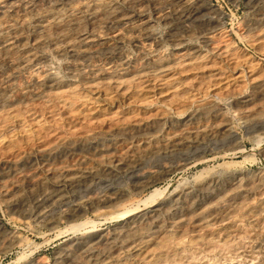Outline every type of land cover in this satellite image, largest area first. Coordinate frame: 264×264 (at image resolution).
<instances>
[{
	"label": "bare ground",
	"instance_id": "6f19581e",
	"mask_svg": "<svg viewBox=\"0 0 264 264\" xmlns=\"http://www.w3.org/2000/svg\"><path fill=\"white\" fill-rule=\"evenodd\" d=\"M35 1L0 0V52L11 58L7 66L0 65V166L3 158L24 166L21 172L31 191L17 190L23 178L18 168L0 175V208L4 205L28 225L40 221L60 231L66 222L68 229L78 232L57 253L62 264H128L121 263L127 255L135 259L129 264H204L198 252L199 256L190 254L184 246L209 250L234 245L230 236L244 233L236 208L264 233V199L256 203L239 199L245 185L240 176L231 178L230 184L215 177L199 180L194 188L181 183L175 189L152 188L146 198L136 199L157 181L150 179L152 175L205 162L199 149L209 140L219 145L216 156L254 154L235 125L261 142L264 68L234 34L264 53V0H248L252 16L237 26L238 31L227 26L226 13L209 0H49L40 5ZM6 17L33 18L34 43L53 50L68 78L55 71L48 55L30 49L15 54L21 39L11 31L12 22L3 21ZM126 42L129 50L123 47ZM22 67L31 68L28 84H21L23 94L11 100L9 93L16 85L10 75ZM37 106L47 108L51 125L67 126L66 134L51 129L32 108ZM168 116L170 127L164 131ZM142 123L149 126L137 129ZM111 134L122 139L118 145L106 143ZM96 139L100 147L89 149L87 144ZM196 151V156L190 154ZM258 152L262 155L264 149ZM70 154L74 160L68 159ZM156 157L162 161L150 163ZM119 178L130 182L132 193L110 184L99 191L91 188ZM263 184L261 177L248 189ZM82 188L87 192L70 204L67 189ZM31 198L34 209L28 204ZM83 206L115 224L109 229L96 225V220L87 219ZM21 240L18 232L0 230V248ZM253 248L243 250L253 255ZM20 256L19 264L46 261Z\"/></svg>",
	"mask_w": 264,
	"mask_h": 264
},
{
	"label": "rangeland",
	"instance_id": "374dc122",
	"mask_svg": "<svg viewBox=\"0 0 264 264\" xmlns=\"http://www.w3.org/2000/svg\"><path fill=\"white\" fill-rule=\"evenodd\" d=\"M41 1L42 2L44 1V2L41 3ZM48 1L49 0H36L34 2V4L35 5H40V4H44V3L48 2ZM209 1L212 4L218 5L226 13V19H227L226 21H227V26L229 28H233L234 27L235 30L237 29L236 31L241 30L239 28L242 27V23L248 22L251 19L252 12H251L250 6L248 4V0H209ZM0 3L2 4V2H0ZM244 16H245V18H244ZM241 18L242 19L244 18V19L242 20ZM247 18H249V20ZM4 19L5 20H3V21L5 23H6V21L9 24L12 22L11 23V28H12L11 31L12 32L14 31L13 33L15 35L18 34L16 36L18 38H20L21 39V42H22V43L21 42H17L16 43L15 48H14V53L15 54L19 55V54L23 53V51H25L26 49H30V50L34 51L35 53L48 55L52 59V61L54 62L55 71L57 73H59V75L62 78H66V79L68 78L67 77V73L61 67L58 66L59 65V60L56 58V56H54L55 54H54L53 50L51 48H49V47H47V48L45 47L46 49L43 48V50H42V48H40L38 45H36L34 43V29L33 28L35 27L36 23H35V20L33 18L32 19L30 18L31 20L27 19L25 21H23V20L21 21L20 19H11L10 17H6ZM237 26L239 28H237ZM234 37L239 41V44H240L241 47L247 48L252 53V55H254L255 57H257L261 61L262 68H264V53H263V51L261 53V51H258L255 48L251 47L250 44L247 45V42L246 41H241L240 39H238L237 34H234ZM123 47H124V49H128V48L130 49L131 48L130 47V44H128L127 42L123 44ZM8 55L9 54L6 55V53L0 52V65L1 66H3V65L4 66H7L8 62L11 60V58ZM30 71H31V68H29V67H22V68L16 69V71L14 73H12L13 75L12 74L10 75V78H12V80L15 82V85L16 86L13 88V91H11L9 93V99H11V100H17V99H19L21 97V95L23 94V92H22L23 89H21V88H22V86H24L27 83L28 78H29ZM23 73H25V74H23ZM21 84H24V85H21ZM79 88L80 89H83V86L80 85ZM30 89L26 91V94L29 93ZM248 89H250V88H248ZM246 92L247 93H251V90H246ZM121 107L124 108L125 106H123L121 104ZM32 108H34L35 110H37L38 111V114H41L40 116L42 117L43 121L46 122V124L51 129H53L55 131L58 129L57 130L58 133H61L63 135L66 134L65 132H67V129H68L67 126L61 125V126L58 127V126L51 125L49 123V121L47 119V114H48V110H46L47 108H45L44 110H43V108L41 106L32 107ZM126 108L127 107H125L124 109H126ZM59 111H60L59 109H56L55 110V112L58 113V114H59ZM42 112L44 113V115H43ZM201 120L202 121H199V122H202V123L205 122L204 119H201ZM164 122H165L164 123V131H166L170 127V116L166 117V120ZM199 122H197V123H199ZM197 123L194 124V125L197 126ZM199 124H201V123H199ZM12 125H13V123H12ZM147 126H149V125L146 124V123H142V124H140V126H138L139 128H137V127L136 128L141 130V129H144V127L146 128ZM235 126H236L235 128L237 130V135L243 139V141H244V143L246 145V148L248 150H250V152H253L254 153L252 156H250L251 158L250 157H245L243 155L235 156V158L229 156V159H228V156H226V157L225 156H221V155L220 156H216L217 155L216 154V151L218 150L216 148H218L219 145H217V144H215V143H213L212 141L209 140V142L208 141L206 142V146H201V147H204V148H200L199 149V151L202 154L204 153L205 156L207 157L205 162L200 163V164L194 163L190 167L186 168V170L185 169L184 170H181V171L172 170L173 172L170 171L166 175H161V174L160 175H152V177L150 179H154V180H157V181L154 184L150 185L148 188H146L143 192H141L138 195V197H136V199L137 198L138 199H142V198L144 199V198H146L152 188H159L161 190H164V189H175V188H178V187L180 188L181 185H182V187H184L185 185H187V187H189V188H194L196 186V184L199 182V180L202 181V180H206L208 178H215V177H219V180L222 183H224V182L225 183L226 182L228 183L229 182L228 184H230V179L231 178H234V177H237L238 178L239 176H240V179H242V177H243V182L245 184L244 187H243V189H241L240 192L238 193L239 199H241V200H244V199L248 200L249 199L248 201H251L252 203L253 202L256 203L258 200H261V197H262V199H264V193H263L264 192V184L262 185V188L253 189V191L250 190V189H248L253 184V181L254 182H257L258 180L261 179V177H262V182H264V179H263L264 178V154L262 153V155H261L258 152V150L260 148L264 149V135H262L261 142L258 144L254 138H250V137L246 136V134H245V132H244V130L242 128H240L238 125H235ZM244 134H245V136H244ZM105 140H107L106 143H108L110 145H118L121 142L122 139H119L115 134H111V136L110 135L107 136L105 138ZM109 142H111V143H109ZM90 143H88L87 146L90 145V147L88 146V148L91 149V150L92 149L94 150L95 148L98 149L100 147L99 140L98 139H96V141H93V142H90ZM256 146H257V148H256ZM31 147L32 148H34V147L37 148L36 145L35 146H31ZM205 148H207L206 151H205ZM199 151L191 152L190 154L191 155L193 154V156H196L199 153ZM219 151H221V150H219ZM210 152H211V154H210ZM25 153L27 154L26 151H25ZM25 153H23V155H24L23 156V164H27V162L29 161V159H28V157H27V155ZM253 156H254V158H253ZM56 158L58 159V156H56ZM74 158H75V156H73V155L71 156V154H70V157L68 159L71 161V160H74ZM3 159H2V162H3L4 165L1 164V166H0V171H2V172H0V175L3 174V175L6 176L8 173H11L13 170H17V168H18L17 171H18V173L20 175L22 174L23 178L18 183L17 190L20 193L22 192V194H29L31 192L30 191V186L28 184L29 183V180H28V178L24 177L23 172H21V169L24 166H21V165H18V166L11 165L5 159L4 160ZM161 159L162 158H160V157H156L150 163H159V162L162 161ZM246 162H247V164H246ZM8 167H9V169H8ZM241 167L244 168V169H242ZM258 167H259V169H258ZM239 170L240 171L243 170V172H240ZM245 170H247V171H245ZM261 172H263V173L262 174H259ZM231 174L233 175V177H232ZM198 176H200V177H198ZM248 176H249V178H248ZM244 177L245 178L247 177L248 179H244ZM45 180L46 181L47 180L49 181V178L48 179L45 178ZM123 180H124L123 178H119V179L111 180L109 182H107V181H99V182H96L91 188L94 189V190H96V191H99L100 189H103V188L108 187L110 185H116V186H121V188H123L125 191H127L129 193H132L133 192V189L131 187L130 182L126 183L127 181H123ZM245 180L246 181H249V182H246ZM194 181H196V183H194ZM119 183H120V185H119ZM123 183H124V185H122ZM180 183H181V185H179ZM250 183H252V184H250ZM248 184H250V185H248ZM222 186H223V184H222ZM245 187H247V188H245ZM261 189H262V191H261ZM247 190H248V193H247ZM84 192L86 193L87 192V189L82 188V189H79L77 191H74V190H71V189H67V195L70 198L69 199L70 204H75L77 202V200H78L79 195L80 196L81 195H84ZM253 192H255V193H253ZM249 193H250V196H248V197L245 198V196L249 195ZM256 195L259 196V197H257ZM31 200H32V198L29 199V203L28 204L30 205L31 208L34 209V204L32 203L33 200L32 201ZM71 202H73V203H71ZM4 208H6L4 205H2L1 208H0V223H1L0 226L2 225L0 227V230L5 231V233L14 232V231L15 232H18L21 235L22 240H21V242L16 243L14 245H10L9 247L7 246L6 248H0V264H16V263L19 264L18 263L19 262L18 260L21 258L20 255L26 257V259L27 258H31V259H40V260L43 259L42 261L46 260V261L43 262L44 264H51V263L52 264H60V263L62 264V261H60L59 259H57V253L59 251H61L65 247V246H63V244L66 245L68 239L71 238L72 235H76L78 232H76V231L74 232V230L68 229L67 226H66L67 225L66 222H63L61 224V226L59 228V229H61L60 231L59 230H56V231L54 230L53 231L49 226H47L45 223L40 222V221L32 222V224H30L33 227L32 228L30 225L25 224L22 221H20L17 218H15L12 214H9L8 211H7V209H4ZM83 208L84 209L86 208L85 210L87 211V219L88 220L91 219V220H94V221L96 220L97 221L96 222V225L99 223L98 226H100V227H103L105 229H109L116 222L115 220H105V222H104V219L102 220L101 218L95 217V215H93V212L91 211V208H89L87 206H83ZM235 211L237 212V214L241 215V217L243 218V219L242 218L241 219H242V228L244 230V233H242V234H235V235L232 234L230 236L231 237V240L234 238L232 240V244H234V245L236 244L235 246L234 245H232V246H222V247H219V248L218 247H215V249L214 248L209 249L211 251L210 252L208 249H205V248H202L201 249L200 247H197V246H188L187 245V246H184L185 250L187 249L186 252H188V250H189L188 253H190V254H192V253L197 254V252H198V254L200 255L199 256L197 254L199 256V260L201 259V261H203L204 264L205 263H208V264H210V263L211 264H264V243H263L264 242V238H263L264 237V233L261 234V233L257 232L256 228H254L255 225L252 223V221L249 219V217H247V215L244 213L243 209L236 208ZM245 215H246V217H245ZM99 219L102 221V223L99 221ZM29 227L32 228V229H30ZM245 227H247V228H245ZM49 231H51V232H49ZM249 232L252 234L251 237H248L246 235L247 233L250 234ZM238 235H240V236H238ZM255 235H257L256 238H255ZM46 237H48V238H46ZM25 238H27V240ZM262 238H263V240H262ZM32 242H33V244H32ZM29 243L32 244V245H30L31 247L28 246ZM37 243H38V245H37ZM237 244H238V246H237ZM26 245L28 247H26ZM253 245H255V246H253ZM226 247H227V249H226ZM242 247L244 248V250L245 249H250V248H253L254 247L253 250L255 249L254 250V253L255 254L253 253V255H250V254L247 253L248 254V256H247V254L244 252V250H243ZM25 248H28V249H25ZM29 248H32V249H29ZM239 248L240 249L242 248V250H240ZM198 249H199L200 252L198 251ZM234 249H236V250H234ZM262 249H263V251H262ZM195 250H196V252H195ZM224 250L227 251L226 254H225V251ZM231 250H233V251H231ZM259 250H260V252H258ZM201 251H202V253H201ZM216 251H217V253H216ZM208 252H209L210 255L208 254ZM231 252H232L233 255L230 254ZM235 252H237V253H235ZM23 253H24V255H23ZM242 253H244V254H242ZM261 253H263V254H261ZM240 254L243 255V256L241 257ZM259 254L261 255V257H259L260 256ZM43 256H44V258H43ZM130 256L131 255H127V257L125 256V258L122 257L121 258V263H128L129 264V262H130L131 259L132 260H131L130 263H133L135 261V259H134L133 256H131V257ZM204 257H205V259H204ZM245 257H246V259L247 258L248 259L246 260ZM207 258H209V260ZM256 260H257V262H256ZM54 261H56V262H54ZM209 261H210V263H209Z\"/></svg>",
	"mask_w": 264,
	"mask_h": 264
}]
</instances>
